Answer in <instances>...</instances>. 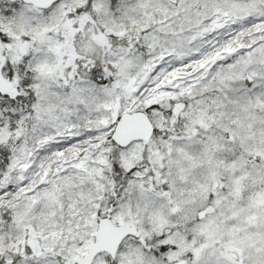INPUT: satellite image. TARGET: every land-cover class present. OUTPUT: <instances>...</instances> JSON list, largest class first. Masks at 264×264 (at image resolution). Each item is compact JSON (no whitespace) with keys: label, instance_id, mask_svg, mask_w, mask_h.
<instances>
[{"label":"snow or ice","instance_id":"obj_1","mask_svg":"<svg viewBox=\"0 0 264 264\" xmlns=\"http://www.w3.org/2000/svg\"><path fill=\"white\" fill-rule=\"evenodd\" d=\"M0 264H264V0H0Z\"/></svg>","mask_w":264,"mask_h":264}]
</instances>
